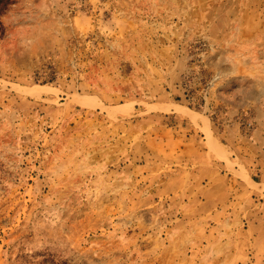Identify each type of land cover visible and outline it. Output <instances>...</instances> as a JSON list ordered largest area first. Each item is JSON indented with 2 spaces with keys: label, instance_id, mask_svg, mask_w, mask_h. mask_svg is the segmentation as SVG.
I'll list each match as a JSON object with an SVG mask.
<instances>
[{
  "label": "rangeland",
  "instance_id": "1",
  "mask_svg": "<svg viewBox=\"0 0 264 264\" xmlns=\"http://www.w3.org/2000/svg\"><path fill=\"white\" fill-rule=\"evenodd\" d=\"M254 131L264 0H0V264H264Z\"/></svg>",
  "mask_w": 264,
  "mask_h": 264
},
{
  "label": "crops",
  "instance_id": "2",
  "mask_svg": "<svg viewBox=\"0 0 264 264\" xmlns=\"http://www.w3.org/2000/svg\"><path fill=\"white\" fill-rule=\"evenodd\" d=\"M253 138L260 147L264 148V136L260 135L257 131L253 132ZM254 165L252 169L247 172L249 180L254 184L264 183V153L260 155L258 159H254Z\"/></svg>",
  "mask_w": 264,
  "mask_h": 264
},
{
  "label": "bare ground",
  "instance_id": "3",
  "mask_svg": "<svg viewBox=\"0 0 264 264\" xmlns=\"http://www.w3.org/2000/svg\"><path fill=\"white\" fill-rule=\"evenodd\" d=\"M257 193L264 194V184H252Z\"/></svg>",
  "mask_w": 264,
  "mask_h": 264
}]
</instances>
